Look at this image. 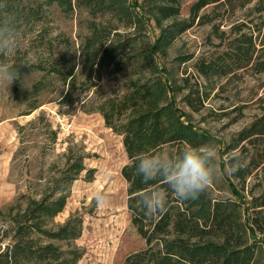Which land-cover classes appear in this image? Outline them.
<instances>
[{
  "label": "trees",
  "instance_id": "trees-1",
  "mask_svg": "<svg viewBox=\"0 0 264 264\" xmlns=\"http://www.w3.org/2000/svg\"><path fill=\"white\" fill-rule=\"evenodd\" d=\"M8 5L18 23L24 26V37L35 24L43 22L45 8L56 7L64 15L84 10L92 19L89 34L79 48V73L75 72V61L64 59V53L58 55L64 68L51 67L47 71L50 76L60 78L65 86L58 102L60 106L81 103L78 86L84 85L87 94L102 78L131 72L125 95L98 101L87 96L82 101L83 106L93 102L92 109L87 111L98 112L105 126L121 137L127 159L120 172L126 184V208L131 226L145 247L127 256L123 264H253L255 245L248 236L264 235V93L257 100L260 115L238 131L223 151L224 158L231 153L242 161L240 170L226 177L228 181L234 180L240 191H248L247 202L238 199L240 191L235 188L237 200H217L207 191L196 200L180 201L161 180L144 185L135 174L134 158L147 147L170 146L176 154L189 145L208 144L210 140L204 131L183 119L174 98L168 96L167 81L162 78L164 67L157 62L162 47L195 25H209L218 47L226 48L215 57L194 64L198 77L226 78L239 71L264 74V0H195L186 19L167 25L156 37L150 34V16L160 22L179 18V0H141L140 3L138 0H8ZM250 5L258 22L251 19L233 24L228 33L214 24L219 18L215 16L217 10L225 9L233 15ZM209 7L211 11L205 13ZM41 32L35 38L41 44L38 47L44 46L47 36L46 29ZM16 55L17 63L27 58L24 51ZM35 68L44 70L39 65H21V79L12 84L13 88L17 89L24 75ZM188 85L186 79L184 89ZM188 88L183 101L187 108L198 113L207 95L198 87ZM37 108L39 105H33L30 110ZM48 135L54 142L55 133L49 131ZM59 170L43 184L42 191L34 193L28 189L6 213H0L1 220L7 222L11 240L5 251L0 249V264H77L79 261L81 253L73 242L81 232L80 220L73 217L57 225L53 220L64 210L71 185L85 171L83 157L69 150ZM94 172V169L86 171L87 182L92 181ZM250 180L253 185L248 189ZM156 185L168 191L167 211L149 218L137 207L135 197ZM255 191L259 193L254 195ZM242 207L246 212L243 217L239 212Z\"/></svg>",
  "mask_w": 264,
  "mask_h": 264
},
{
  "label": "rangeland",
  "instance_id": "rangeland-1",
  "mask_svg": "<svg viewBox=\"0 0 264 264\" xmlns=\"http://www.w3.org/2000/svg\"><path fill=\"white\" fill-rule=\"evenodd\" d=\"M179 1V18L160 22L150 16L151 37H156L162 28L174 21L187 18L189 7L195 0ZM251 8L250 5L236 10L233 15L219 9L215 14L219 18L214 24L228 33L233 24L251 19L258 22L259 18L253 15ZM211 9L209 7L204 12ZM91 21L84 10L64 15L56 7L45 8L43 22L35 24L31 33L24 37L19 50L27 53L31 65H39L44 70H30L17 89L13 85L9 89L0 85V213H6L28 189L34 193L42 191L43 184L60 171L64 155L70 150L75 156L83 157L85 171L71 185L66 206L53 222L63 224L73 217L80 220L81 232L73 242L81 253L77 264H123L127 256L145 247L131 226L126 208V184L120 172L127 159L121 137L105 126L98 112L87 111L92 109L93 102L83 106L82 101L87 96L92 99L94 96L98 101L125 95L131 72L122 71L118 75L104 77L87 94H84V85L78 86L81 103L72 107L58 104L65 93V86L60 78L47 72L51 67L64 68L63 60L58 58L64 53V59L75 61V72L79 73V48L89 34ZM45 29L44 46L38 47L41 44H37L35 38L40 37ZM47 46L49 50L45 49ZM225 48V45L218 47L211 26L195 25L175 36L157 55V62L164 67L162 78H166L168 96L174 98L183 119L210 137L208 144L216 146L222 159L224 149L235 134L260 115L257 100L264 93V74L239 71L226 78L213 76L203 79L197 76L194 64L200 59L215 57ZM186 79L189 85L184 89ZM188 87H198L207 95L198 113L192 112L183 101ZM33 105H39V108L31 111ZM49 131L56 135L54 142L49 138ZM162 150L172 154L175 151L170 146ZM90 169L95 172L92 181L87 182L85 174ZM252 185L250 180L248 189ZM233 188L240 191L237 183L228 181L225 175L210 186L208 192L217 200H237ZM98 190L109 195L106 206L97 204L95 194ZM258 193L255 191L254 195ZM248 194L247 190L240 191L238 199L247 202ZM239 212L242 217L246 216L244 207ZM248 240L255 245L253 264H264V235L248 236ZM10 243L7 222L0 218L1 251H5Z\"/></svg>",
  "mask_w": 264,
  "mask_h": 264
},
{
  "label": "clouds",
  "instance_id": "clouds-1",
  "mask_svg": "<svg viewBox=\"0 0 264 264\" xmlns=\"http://www.w3.org/2000/svg\"><path fill=\"white\" fill-rule=\"evenodd\" d=\"M24 35L25 28L10 11L8 0H0V85L7 89L21 79V65L31 66L27 58L15 62ZM241 163V159L231 153L222 160L212 144L189 145L176 154L147 147L134 158L135 174L144 185L161 180L180 201L198 199L225 175H235ZM167 197L168 191L156 185L138 192L135 198L144 215L155 218L167 211ZM95 200L98 205L106 206L109 195L98 190Z\"/></svg>",
  "mask_w": 264,
  "mask_h": 264
}]
</instances>
